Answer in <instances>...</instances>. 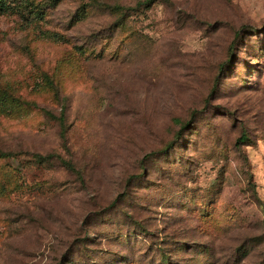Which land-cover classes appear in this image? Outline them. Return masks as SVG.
Listing matches in <instances>:
<instances>
[{
	"label": "rangeland",
	"instance_id": "rangeland-1",
	"mask_svg": "<svg viewBox=\"0 0 264 264\" xmlns=\"http://www.w3.org/2000/svg\"><path fill=\"white\" fill-rule=\"evenodd\" d=\"M137 1L0 15V264H264V0Z\"/></svg>",
	"mask_w": 264,
	"mask_h": 264
},
{
	"label": "trees",
	"instance_id": "trees-1",
	"mask_svg": "<svg viewBox=\"0 0 264 264\" xmlns=\"http://www.w3.org/2000/svg\"><path fill=\"white\" fill-rule=\"evenodd\" d=\"M11 2H12V0H0V15L1 14H5L9 10ZM152 2H153V0H140V1L136 2L135 7L136 8L137 7H148L149 4L152 3ZM102 5L106 9H108L109 11H111L113 13L121 11V10H124V7H122L120 5H116V4L115 5L102 4ZM126 9L129 10V8H126ZM123 13H124V11H123ZM212 91H213V88L211 90V93H212ZM43 111L48 113V114H50V112L48 110L43 109ZM196 113H197V111L193 110L192 113H191L190 118L187 121L180 123V129H179V132H178L176 137H178L179 133L192 123L193 117L195 116ZM50 115H52V114H50ZM58 120L60 122V126H61V129H62L61 136H62V138H64V132H63V130H64L63 129L64 108H61L60 114L58 116ZM245 138L246 137H245L244 134H241L238 137L240 142L243 141ZM8 156H11V152L1 151L0 150V158H4V157H8ZM34 156H35L36 161L39 162V163H42L44 161H47V160L55 157V158L59 159V161H61V163L64 166H66V168H68L69 170H74V167H73V164L71 163V161L65 160V159L61 158L60 156H58L57 154H48L46 156H42L40 154H34ZM131 177H133V176H131Z\"/></svg>",
	"mask_w": 264,
	"mask_h": 264
}]
</instances>
